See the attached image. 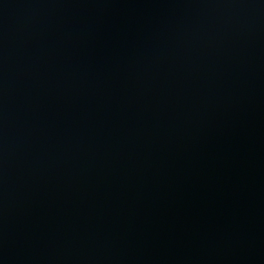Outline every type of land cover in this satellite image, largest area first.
Masks as SVG:
<instances>
[{"label": "water", "instance_id": "obj_1", "mask_svg": "<svg viewBox=\"0 0 264 264\" xmlns=\"http://www.w3.org/2000/svg\"><path fill=\"white\" fill-rule=\"evenodd\" d=\"M0 264H264V0H0Z\"/></svg>", "mask_w": 264, "mask_h": 264}]
</instances>
